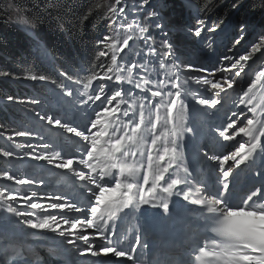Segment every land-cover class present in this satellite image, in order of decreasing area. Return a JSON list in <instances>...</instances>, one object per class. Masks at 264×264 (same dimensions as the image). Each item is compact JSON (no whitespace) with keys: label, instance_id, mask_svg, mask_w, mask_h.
<instances>
[{"label":"trees","instance_id":"1","mask_svg":"<svg viewBox=\"0 0 264 264\" xmlns=\"http://www.w3.org/2000/svg\"><path fill=\"white\" fill-rule=\"evenodd\" d=\"M120 1L0 0V169L3 170L11 154L8 151L12 147L10 142H17L16 138L22 135L21 132H16L17 124L14 119L16 114H19L16 112L17 108L24 107L34 93L27 91L26 81L47 77L52 71L47 63L49 58L60 66L71 62L67 56L70 47L82 52L87 51L91 57L90 52L99 47L96 40L102 34L107 36L112 32L113 41L116 43L115 31L118 24L115 19V7ZM131 1L139 7V12L136 13L139 19L132 21L133 30L137 33L131 36L127 22L123 20L126 24L120 27L118 42L124 44L132 39V48H138L137 51L145 47L143 39L150 42V39H146L148 34L155 35L163 29L168 31V6L174 8L175 15L171 17V21H176L175 23H181L182 20L186 22L185 15L196 14L197 9L208 13L220 8V14L228 15V12L238 8V14L243 18L241 28L249 23L255 33L264 30V0H151L154 7L161 12L159 15L152 12V8H148L150 0ZM185 3L188 5L183 8L182 4ZM143 12L148 20L147 24L140 18ZM22 17L27 24L21 22ZM28 24L32 26L29 27ZM207 25L213 26L209 22ZM196 26L195 23V28ZM184 41L187 40L175 36V47L183 48ZM94 55L87 65L95 72L103 71L107 61L105 62L100 54ZM2 170L0 180L4 175ZM1 191L0 188V193Z\"/></svg>","mask_w":264,"mask_h":264},{"label":"bare ground","instance_id":"2","mask_svg":"<svg viewBox=\"0 0 264 264\" xmlns=\"http://www.w3.org/2000/svg\"><path fill=\"white\" fill-rule=\"evenodd\" d=\"M182 5H183V8H185V7H187L188 4L185 3ZM166 9L168 11H170V15L167 18V26H168V31H169L170 35L164 29L159 30V32L163 33L164 37L162 39H166L167 37L172 36L167 42H165V44L167 46H171V45L175 44V42H174L175 36H180L184 39L188 38V39H186L187 41H184L183 48L187 52V54H189L190 56L187 59L183 60V63L184 64L192 63L191 68L193 67V65L197 59L208 60L211 62V65H214L216 58H219V59H223V60L229 62L233 66L237 65V67H235L234 69H235V76H238V75H240L239 73L241 71H245L246 65H251L252 62L257 60L258 52L256 51L255 54H251V52L253 50H254L253 52H255V49L261 48V47H259V45H260L259 43L261 42L262 38H259V35L257 33H255L253 29H251V24H249V23L247 24L246 27L241 28V20L243 18H242V16H240V14H238V11H239L238 8L237 9L235 8L232 11L228 12V15L220 14L221 13L220 8L216 9L213 12H208V13H204L205 11H200L197 9L196 14L192 13V14L185 15L186 22L184 20H182L181 23H175L176 21H171V17H174V15H175L173 6H168ZM198 11H199L200 16L198 14ZM217 13H218V15L216 16ZM211 15H213V16L211 17ZM215 17H216V19H215ZM223 17H225V19L222 20ZM195 18L199 20V23H198L199 25L196 28L194 25V19ZM207 22H209L213 26H217V28H218V33L216 34V36L214 38H213V36L206 34L207 32L204 29V24H207ZM243 23H244V21H243ZM213 26H210V27H213ZM242 26H244V25H242ZM129 33L131 36H133L137 33V31L133 30L132 32H129ZM174 33H176L178 35H173ZM200 40L202 42H205V43H207L209 41L210 42L205 44V45H200L199 44ZM256 46H258V47L255 48ZM263 48H264V46H263ZM184 50H182V51H184ZM178 52H179V48L177 50H174L172 53L169 52V54H167L165 57L164 56L157 57L155 59L156 60L155 65H157V66L167 65L168 67H170L171 63L174 60H176L177 58H179ZM171 56H174V57H171ZM43 59L45 60V57H43ZM52 61H53V59L49 58V63L53 64V62H55V61H53V62ZM259 62H261V61H259ZM70 68L73 71H77L74 68L73 62H70ZM77 69H79V68H77ZM215 69L213 70L212 75L214 77H216L217 79H219L221 73L219 71H216ZM196 70H197L196 80L198 81L201 78V75H200L201 71L199 69H197V67H196ZM94 74H96L99 77L100 82H101L99 87H103L104 91L108 87L115 85L116 80L120 82L121 86L127 88L128 90H132L134 87V84L130 85V83L128 81L122 80L118 77H112V78L107 79L105 76L102 77V75L98 72H95ZM184 75L187 76V73L184 72ZM110 80H112L111 84H109L108 86H105L106 83L109 82ZM77 88L79 91L84 92V88L82 87V85H80V84L77 85ZM149 93L150 92H144L143 96L147 97ZM257 94H259V93H257ZM161 96H163V93L161 94ZM56 103L58 104V100L51 99V100L46 101L45 105L46 106H55ZM91 104H94V102H89L88 106H90ZM45 105L40 103L39 106H37L35 109H33L32 113H35V114L40 113L41 111H43L46 108ZM40 106H44V107H40ZM99 107H100V105L98 103H96L95 105L92 106L91 109L94 112H98ZM103 110H104V107H103ZM30 120L31 119L29 116L27 123L31 127H39V126L42 127L41 123H37L35 121H33L31 123ZM43 122L46 125H49V123L46 122L45 118L43 119ZM68 123L71 125L70 121H68ZM77 142H81V140L77 139ZM31 144H32V142H29V140L27 142H17L15 147L13 148V151L14 152H20L23 150H27V151L32 150ZM31 158L33 159L31 162L38 163L41 160V159H35L34 156ZM0 170H2V169H0ZM17 189L19 190V188H17ZM62 208H63V206H62ZM22 212L34 214L33 211L29 208L23 209ZM12 214H16V212L14 211ZM12 214H10V215H12ZM46 222H47V220H46ZM23 223L26 226L31 227V225L29 224V222L27 220H24ZM37 230H39L40 232H51L49 229L38 228ZM38 238L41 239V238H43V236H39ZM28 261L29 260L27 259L26 262H28Z\"/></svg>","mask_w":264,"mask_h":264},{"label":"rangeland","instance_id":"3","mask_svg":"<svg viewBox=\"0 0 264 264\" xmlns=\"http://www.w3.org/2000/svg\"><path fill=\"white\" fill-rule=\"evenodd\" d=\"M138 8L139 7L135 3H133L131 0H121L120 3L118 4V7L115 9V14H117V16H118V19L116 20L118 22V24L124 25V22H122V19H123V20L127 21L128 27L131 28L129 21L133 20L135 18L137 19L138 14H135V13L139 12ZM158 14H161V13L158 12ZM150 20L154 21L153 18H151ZM21 22L23 24H27L23 17L21 18ZM28 26L31 27L32 25L28 24ZM115 32H116L115 34H117V37H118L120 29L118 27H116ZM257 34L259 35V38L263 37L261 42L259 43L260 44L259 47L263 48V46H264V32L257 33ZM113 37H114L113 33L110 32V33H108L107 36H106V34H102L99 37V39L96 40L100 46L99 47L100 48L99 53L104 55L103 56L104 58L108 59L114 54V48H115L114 46H116V54H114L115 60L118 59L117 55H119V56L129 55L130 53H129L128 45L125 44L123 46L122 43L119 45H117V44L114 45ZM163 37L164 36H163L162 32H158L155 35L148 34L146 36V39L147 38L150 39V42L146 41L145 39H143V42L146 43L147 46L158 48L161 45V43L163 42V40H162ZM171 37L172 36H169L166 39H170ZM256 50L257 49H255V52H253L254 51L253 50L251 52V54H255ZM223 65L225 66V64H223ZM215 70L219 71L221 73L220 78L217 79L216 77H214L212 75V77H208V79L207 78L205 79L204 86L205 85L212 86L210 88L214 89L213 91L218 90V87H219V90L224 89L225 91L226 90H230V92L233 91V89H234L233 87L236 83V80L235 79L232 80L231 77L235 78V69L233 67H222V68H216ZM240 93H241L240 90L235 92L236 95H239ZM29 142H32V141L30 140ZM32 144H33V142H32ZM32 144H31V146H32L31 148L34 150H37L34 148V146ZM39 159H43V157H39ZM31 193H34V194H32L34 196L33 199H31L32 201H26L25 200L24 203H20L19 201H21V200H19L18 202L21 205L22 204H25L26 206L31 205L34 208H37V210H39V211L40 210L41 211H43V210H53L54 211V210L60 208L59 203H52V202H49L48 200H44L47 196L40 194L37 190H35ZM5 196H7V194H5ZM7 202H14V201L11 199H8ZM32 202H35L34 205L32 204ZM19 211L20 210H18L16 212V214H13V215L15 217H18ZM48 217H49V219L53 218L50 221L51 222V226H50L51 229H56V231H60V229H57L58 227H56L58 224H60V221H58V217H56V214L51 213L48 215ZM54 217H56V218H54ZM23 218L24 217H20V219H23ZM38 227H40V225H38ZM30 263L32 264L31 260H30ZM35 264H38V263L36 262Z\"/></svg>","mask_w":264,"mask_h":264}]
</instances>
